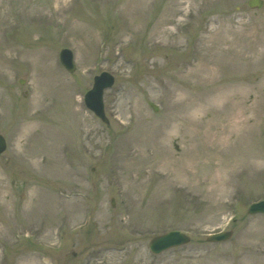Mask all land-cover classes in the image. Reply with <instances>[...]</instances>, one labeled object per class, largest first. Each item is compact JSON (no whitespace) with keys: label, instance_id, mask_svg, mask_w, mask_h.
I'll return each mask as SVG.
<instances>
[{"label":"rangeland","instance_id":"rangeland-1","mask_svg":"<svg viewBox=\"0 0 264 264\" xmlns=\"http://www.w3.org/2000/svg\"><path fill=\"white\" fill-rule=\"evenodd\" d=\"M258 38L248 0H0V264H264ZM231 47L242 70L212 61ZM103 71L108 122L84 102Z\"/></svg>","mask_w":264,"mask_h":264},{"label":"water","instance_id":"water-1","mask_svg":"<svg viewBox=\"0 0 264 264\" xmlns=\"http://www.w3.org/2000/svg\"><path fill=\"white\" fill-rule=\"evenodd\" d=\"M264 4V0H249L248 5L252 8H261ZM60 59L62 64L69 70L74 71L76 65L74 62L73 51L69 48H64L61 51ZM114 83V76L108 72H102L95 77L94 86L85 95V101L88 107H90L99 117L108 122V118L105 114L103 94L104 90L111 87ZM157 109V108H156ZM7 148V142L5 137L0 134V153ZM264 212V201L254 203L249 208V213ZM232 232H222L211 235L209 240L211 241H224L230 238ZM190 237L180 231H170L161 235H157L152 238L150 242V249L154 253H161L163 250L171 248L173 246L187 243Z\"/></svg>","mask_w":264,"mask_h":264},{"label":"bare ground","instance_id":"bare-ground-1","mask_svg":"<svg viewBox=\"0 0 264 264\" xmlns=\"http://www.w3.org/2000/svg\"><path fill=\"white\" fill-rule=\"evenodd\" d=\"M264 40V39H263ZM263 40H262V38L260 39V38H258V40H256V42L259 44V43H262L263 42ZM232 45H238V42H236L235 40H232ZM246 46H248V45H246ZM230 48V47H229ZM249 50H254V48L253 47H249L248 48ZM227 52L229 51V52H231V53H226L225 52V54H223V55H219V54H217V56H215V60H212V61H215V64H218V65H220V66H223L224 64H227V63H229V61H231V69L232 70H242L243 69V66H237V64H236V62L234 61V59L233 58H231V54L234 52L233 51V48L231 47V49H227L226 50ZM234 64H235V68H234ZM233 66V67H232ZM204 72H208V69H204ZM40 85H41V87H39L43 92H47V91H49L50 89H51V86H50V84L49 83H47V82H40L39 83ZM55 87V86H54ZM232 87V86H231ZM231 87H229V88H231ZM58 87H55L54 88V90H56ZM212 91L211 92H213L214 91V88L213 89H211ZM212 115H215V114H212ZM217 117H219V115L218 114H216L215 116H213L210 120L211 121H213L214 119H217ZM205 118V117H204ZM207 123H209L210 124V121L208 122L207 121ZM205 133L206 134H203V137L200 139V144L201 145H206V142L209 140V139H211L213 142L216 140V139H213V137H211L212 136V134H211V132H209V131H205ZM195 139H197L198 140V138L196 137V136H193V140L195 141ZM222 140V139H221ZM228 148H230V146L228 147ZM238 152V151H237ZM240 154V156H242V155H244L245 153L241 150L239 153H237L236 155L238 156ZM229 229H225V231H224V233L225 232H227Z\"/></svg>","mask_w":264,"mask_h":264}]
</instances>
